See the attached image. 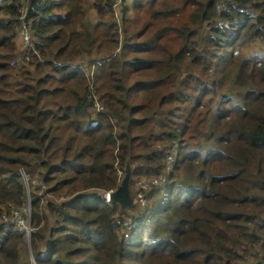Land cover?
<instances>
[{"label": "trees", "instance_id": "16d2710c", "mask_svg": "<svg viewBox=\"0 0 264 264\" xmlns=\"http://www.w3.org/2000/svg\"><path fill=\"white\" fill-rule=\"evenodd\" d=\"M218 1L0 0V219L34 165L69 197L33 194L37 264H263L264 59L236 51L264 35V0ZM128 163L131 188L161 177L134 209L103 196ZM23 241L0 224V264Z\"/></svg>", "mask_w": 264, "mask_h": 264}, {"label": "rangeland", "instance_id": "374dc122", "mask_svg": "<svg viewBox=\"0 0 264 264\" xmlns=\"http://www.w3.org/2000/svg\"><path fill=\"white\" fill-rule=\"evenodd\" d=\"M219 2H220V0L217 2V7L219 6ZM115 5H119V3L118 4L116 3ZM250 9L251 8H248L247 10H250ZM118 10H120V9H118ZM94 16H95V10L93 12L90 11V18H92L93 21H94V18H93ZM185 19L186 18H184V20ZM204 30H207L206 25L202 28V31H204ZM17 44H18V46L22 45L20 37L17 38ZM263 46H264V35L262 37H258L256 39H254V40H250L246 45L239 48V51H236V53L239 56L240 51H241L242 55H244V56H247L251 59H258L257 57L261 56L262 53H257V52H260V49ZM19 58L20 57H18V59ZM19 65H20V63H16L17 67ZM82 67L88 73L89 82L91 84H94L93 68L87 64V61L84 64H82ZM15 80H16V78H15ZM157 147H160V145H158ZM172 151L173 150H171V152ZM27 158L30 162L35 161L34 157L32 155L28 156ZM129 164L130 163H128V165ZM116 169H117V174L119 177V179H118L119 181L117 184V187H118L122 181V178L125 175V171H123V169L118 164L116 165ZM39 170L40 169H38L35 165L32 168H30V170H27V171L22 169L23 172L30 175V176L28 175V177H27L28 181L27 182L25 181L26 182V184H25L26 185L25 201L28 200V202L24 206H27L31 210V213H32V219H31V225L30 226L33 228V235L35 234V232L37 231L38 228L45 226V223L47 222V218H48V214H49V212H48L49 208H47V206H40V213L41 214L43 213V215H42L43 218L40 221V223L37 225L36 219H35V217H33V201H32L33 196H34L33 194H36L37 196H41L43 194L44 198H45L44 199L45 203L47 201H50V199L54 200L56 203H60V202L62 203V202L69 199V197L65 194H62L60 196H56V195L49 193L48 191L45 192V189H48L49 186H47L45 184V182L42 180V177L40 175ZM160 178L152 177V178L147 179V178L143 177L142 179L136 180L135 184L133 185V188L130 187L131 195H132V197L134 199V203H135V207H133L131 209L136 208L138 204L141 205V204L146 203L148 189L152 185L159 184ZM116 188H113V189H116ZM89 190L95 191V189H88V191ZM14 208L16 209L15 206H14ZM126 208H129V207H126ZM11 213H12V209L8 214L6 213L2 217V219H0V223H2V220H4L5 217H9L11 215ZM125 213H126V211H125ZM130 213H131V210H129L127 215H129ZM51 219H52V216H51ZM126 221H130V219L127 218ZM51 222H52V220H51ZM46 242H47L46 239H43L42 241H38L39 246L37 247V250L43 251L45 249ZM20 248H21V259H20L18 264H37L35 259H33L34 253L36 251V249H34V247H33V236L32 237H24V241L21 244ZM257 250L259 251L258 257H261L263 255V253L261 252V248H258ZM250 258H251L252 263L254 261H256L254 256H250ZM263 264H264V262H263Z\"/></svg>", "mask_w": 264, "mask_h": 264}, {"label": "built area", "instance_id": "2783aa9c", "mask_svg": "<svg viewBox=\"0 0 264 264\" xmlns=\"http://www.w3.org/2000/svg\"><path fill=\"white\" fill-rule=\"evenodd\" d=\"M218 8L220 11H222L226 8V4L224 2H219ZM34 10H35V6L32 5L31 7H29V5H26V8L24 9L23 14H22V24H21L18 34L21 39L22 45L20 46V50L23 55H28L29 51H32V52L36 51L35 44H36L37 39L31 29V24H32L31 14L33 13ZM224 24L227 25L228 23L225 22ZM261 49L262 51H264V46ZM27 57L29 58V55ZM14 62L15 61H13V63ZM28 175L29 174L25 172L21 173L20 179L22 180L24 185L28 181L27 179ZM114 190L115 189H110L104 192L103 196L105 197L107 201H111V193ZM27 202L28 200L25 201L22 205L17 206L16 209L14 207H11L12 213L10 215V218L5 217L4 220L14 223L15 226L19 230L25 232L26 237H31L32 232H33V228L30 226L31 219H32V213H31V210L27 206H24Z\"/></svg>", "mask_w": 264, "mask_h": 264}, {"label": "water", "instance_id": "95a60500", "mask_svg": "<svg viewBox=\"0 0 264 264\" xmlns=\"http://www.w3.org/2000/svg\"><path fill=\"white\" fill-rule=\"evenodd\" d=\"M131 175L132 168L130 165H127L120 185L111 193V200L120 203L122 207H135L134 199L130 191Z\"/></svg>", "mask_w": 264, "mask_h": 264}, {"label": "clouds", "instance_id": "9594fccd", "mask_svg": "<svg viewBox=\"0 0 264 264\" xmlns=\"http://www.w3.org/2000/svg\"><path fill=\"white\" fill-rule=\"evenodd\" d=\"M257 53H262L261 56H258V57H257L258 59H261V60L264 59V51H262V49H260V52H257ZM259 63H261V62L259 61ZM103 194H104V193H103ZM8 218H10V216H9ZM0 224L13 225V227H14L15 229H17L19 232H21V233L24 235V237H26L25 232L19 230V229L15 226L14 223H12V222H8V221H6V220H2V223H0ZM32 236H33V232H32L31 237H32ZM33 259H34V257H33Z\"/></svg>", "mask_w": 264, "mask_h": 264}]
</instances>
